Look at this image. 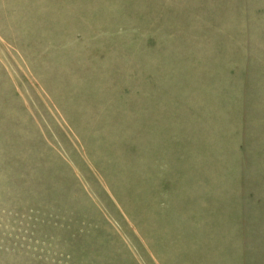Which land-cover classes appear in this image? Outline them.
<instances>
[{"label": "rangeland", "instance_id": "374dc122", "mask_svg": "<svg viewBox=\"0 0 264 264\" xmlns=\"http://www.w3.org/2000/svg\"><path fill=\"white\" fill-rule=\"evenodd\" d=\"M0 264H264V0H0Z\"/></svg>", "mask_w": 264, "mask_h": 264}]
</instances>
